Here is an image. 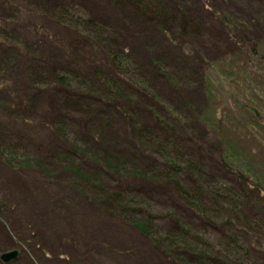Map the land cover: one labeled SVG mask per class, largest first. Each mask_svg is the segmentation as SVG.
<instances>
[{
    "label": "rangeland",
    "instance_id": "obj_1",
    "mask_svg": "<svg viewBox=\"0 0 264 264\" xmlns=\"http://www.w3.org/2000/svg\"><path fill=\"white\" fill-rule=\"evenodd\" d=\"M59 1L72 4L71 14L80 11L82 16L113 27L119 49L133 65L132 72L136 68L138 76L134 75L148 81L146 92L154 93L170 111L182 114L198 136L207 137L208 147L200 148L198 154L209 170L210 182L226 178L233 188H242L236 172H226L219 165L221 153L232 150L248 154L252 170L264 178V0H134L148 8L154 6L159 14H172L176 21L170 35L137 18L124 0ZM49 3L0 0V63L6 62L0 67V138L5 141L1 143L13 142L19 147L18 153L11 154V164L0 156V256L12 250L21 252L18 261L7 264H185L167 259L135 224L113 218L93 203L96 189L92 185L100 181L103 168L93 156L96 135L85 126L93 118L88 116L84 123L81 108L79 114H72L74 119L58 122L52 90L38 79L43 74L34 71L36 66L38 71L42 66H61L55 64L66 33L53 26L50 29L40 16ZM182 17L201 25L198 36L181 34ZM232 21L237 31L226 26ZM57 35L59 43L54 41ZM70 67L88 78L82 62ZM98 110L95 107V113ZM106 113L110 122L103 125L109 127V142L104 145L110 155L140 166L134 162L137 151L128 144L120 116L111 108ZM101 124L100 119L93 121L92 131ZM95 138L97 143L102 140ZM84 148L91 150L85 152ZM107 180L121 192L133 193L139 186L131 176ZM248 195L254 200L259 197L264 207L258 191ZM135 196L131 201L138 198ZM143 198L137 200L145 204L139 206L145 211L153 202ZM153 198L159 207L151 216L129 214V220H145L147 215L155 218L175 203L172 197L159 194ZM191 214L179 210L188 222L200 225ZM261 215L264 218V208ZM171 225L168 220H154L152 229L163 233ZM205 231L215 249L225 251L222 254L235 263V252L226 253L219 231ZM241 238L247 254L243 257L241 253L237 264H264V247L259 241L249 235ZM259 238L264 242V232Z\"/></svg>",
    "mask_w": 264,
    "mask_h": 264
},
{
    "label": "trees",
    "instance_id": "obj_2",
    "mask_svg": "<svg viewBox=\"0 0 264 264\" xmlns=\"http://www.w3.org/2000/svg\"><path fill=\"white\" fill-rule=\"evenodd\" d=\"M117 1L119 3V0ZM124 3L131 7L137 18L148 20L162 32H168L169 35L172 33L176 18L165 12L166 10L162 15L154 6L148 8L134 0H124ZM68 4L66 1L63 3L50 0L40 14L48 22L50 29L53 26L58 32L66 33L60 49L63 52L55 64L59 62L61 66H42L39 71V66H36L34 71L43 75L41 79L36 76L32 78H38L44 85L50 86L54 95V107L60 117L58 122L66 120L67 117L74 119L72 114H79L78 110L81 108L82 112L85 111L82 115L84 123L88 116L93 118L88 120L85 126L88 127V133H94L99 140L102 139L97 143L95 136L92 147L95 149L93 156L96 157L97 164L103 166L101 174L98 175L100 181L92 185L96 189L93 203L97 204L99 209H105L111 217L135 224L142 234L152 239L153 245L161 255L181 263L185 261V264H237L239 255L242 253L244 257L247 254L241 241V237L247 235L264 247V242L259 238V234L264 232V218L261 215L264 207L259 197L256 200L248 197V192L258 191V195L264 199V178L252 170L248 154L233 150L230 153H221L219 165L225 168L226 172H236L241 189L230 186L226 178L217 177L210 182L209 170L198 154L200 148L208 147L207 137L198 136L194 128H188L182 114L170 111L154 93L146 92L148 81L135 76H138L136 68H133L132 72L133 65H130L128 56L119 49V38L116 37L113 27L103 21L82 16L80 11L71 14L72 4ZM226 26L233 31L238 29L233 21L226 22ZM178 28L185 37L198 36L201 31V25L195 19L188 20L186 17L180 19ZM57 38L58 35L54 41L59 43ZM79 61L82 62L83 69L87 67L84 70L82 67L78 68L79 71L87 72V79L74 73L76 68L73 72L70 67ZM5 66L6 62L0 63V67ZM200 68L203 69V65ZM95 107L99 108L96 113ZM110 108L120 116L119 119L126 127L130 140L128 144L137 151L133 156L134 162L141 163L138 167L133 164L130 166L125 160L111 156L110 149L104 145L108 141L106 135L109 136V127H105L103 123L110 122L107 121L110 116L106 113V109ZM99 119L102 122L100 128L92 131L94 126L91 124ZM2 139L0 138V143L5 142ZM18 150L19 147L13 142L0 144V156H5L7 163H13L11 154ZM84 150L88 152L91 149ZM124 176H131L132 180L139 183L138 187L132 189L135 194L129 190L121 192L118 185L108 184V178L117 181L118 177ZM80 179L83 182L86 178L82 176ZM84 182L81 185L86 191L88 185ZM158 194L163 198L172 197L175 203L169 209L166 206L163 209L165 211L156 214L155 218L149 217L151 211L159 207V204L152 201ZM131 195H137L135 197L138 198L131 201ZM140 197H144L143 201L153 202L149 209L144 208V211L139 207L145 206L137 200ZM181 208L192 213L191 217L199 221L200 225L193 221L188 222L179 215ZM142 213H148L149 216L147 215L145 220L142 217L129 220V214L140 216ZM161 219L173 222L163 233L152 229L154 220ZM206 229L219 231L222 242L219 244H226L224 250H227V254L230 252L232 255L235 252L232 255L235 263L228 261V256L222 254L225 251L221 253L216 250L208 238H205L209 235Z\"/></svg>",
    "mask_w": 264,
    "mask_h": 264
},
{
    "label": "water",
    "instance_id": "obj_3",
    "mask_svg": "<svg viewBox=\"0 0 264 264\" xmlns=\"http://www.w3.org/2000/svg\"><path fill=\"white\" fill-rule=\"evenodd\" d=\"M19 256H20L19 250L7 251L6 253L0 256V261L5 264L13 263V262L18 261Z\"/></svg>",
    "mask_w": 264,
    "mask_h": 264
},
{
    "label": "bare ground",
    "instance_id": "obj_4",
    "mask_svg": "<svg viewBox=\"0 0 264 264\" xmlns=\"http://www.w3.org/2000/svg\"><path fill=\"white\" fill-rule=\"evenodd\" d=\"M4 254V253H3ZM19 259V258H18ZM14 263V262H13Z\"/></svg>",
    "mask_w": 264,
    "mask_h": 264
},
{
    "label": "flooded vegetation",
    "instance_id": "obj_5",
    "mask_svg": "<svg viewBox=\"0 0 264 264\" xmlns=\"http://www.w3.org/2000/svg\"><path fill=\"white\" fill-rule=\"evenodd\" d=\"M20 254H21V252H20Z\"/></svg>",
    "mask_w": 264,
    "mask_h": 264
}]
</instances>
